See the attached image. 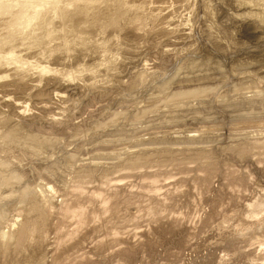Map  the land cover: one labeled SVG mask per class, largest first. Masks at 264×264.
I'll return each instance as SVG.
<instances>
[{
    "label": "rangeland",
    "instance_id": "obj_1",
    "mask_svg": "<svg viewBox=\"0 0 264 264\" xmlns=\"http://www.w3.org/2000/svg\"><path fill=\"white\" fill-rule=\"evenodd\" d=\"M167 6H169V8L164 12V15L167 17L166 26H168L169 29L173 28L175 32L168 36L162 35V38L160 36H146L143 37L144 40L142 38L139 39L134 37H124L123 39V35L119 33L118 29L109 28L108 30L101 27H93L84 31L83 29L79 30L81 25L78 22L72 23V25L69 23L64 31L60 27H57V24L49 26V28H52V31H60L62 34L63 32H66L67 39L71 44L72 49L82 47L78 38H75L77 36L85 37L89 42L95 40L99 41L97 43L100 45L102 44V46L95 49L97 52L90 51L81 57H72L71 54L69 55L64 52L66 49L64 45L58 46L57 43L56 45H53L55 42L50 45L52 50H56L58 46V53L61 52L64 55V58L62 59H59V54H56L52 58L45 60L47 62L46 65L50 66V68L52 67V69L54 68L60 76H67L69 73H74L79 66H84L86 70L78 77L79 79H77L76 82H71L65 79L55 80L54 76L45 77L43 83L50 84L52 95H60L56 98L58 106H56L55 109H52L53 111L48 110L45 113L38 112L35 108L36 105L33 103L36 102V99L31 98L28 100V98L24 97L25 95L22 93L11 94L10 97L16 101L18 100V102L22 100V102H24L27 99L29 110L31 111L27 112L28 118H25V120L19 119V121L17 120L18 118H13L16 114L10 107L0 106V117L3 116L4 118V120L2 118V121L0 118V144L3 146H0L2 148H0V152L2 153H0V158L1 155L3 156L0 159H3L0 161V164L3 162V165H0V169L1 167V170L4 169V171L0 170V199L1 197L3 198L1 199L2 201L0 200V235L6 234L8 237V239L6 238L7 247L12 248L15 245L18 233L13 234L9 231V228L16 223L15 216L17 211L26 213L27 210H30L28 207L30 208L29 205L31 202L39 205L40 200L38 199L40 198V194L43 191L46 192L43 188L44 185H46V187L47 185L49 186V184L50 186L53 185L54 190L58 187L56 191L59 193L56 192L55 195H52L49 192L46 193L51 198L54 196L59 203L61 200L60 194L64 192L63 190L66 188L68 190L73 189L70 187V183L73 180L87 183L86 186H94L101 183V181L106 178L116 180L115 178L118 174L113 171L115 169L113 167L111 168L110 163H116L118 161L122 162L123 157H132V153L140 152L142 149H145L142 152L153 150L150 151L154 152L151 153L150 156H152L157 153L156 151L158 150H161L164 153L169 148H180L181 146V148H203L205 146L209 149V153L205 157L206 161L204 159L203 162L208 161V163H206L208 165L207 176L212 178L210 180V185L212 187L211 192H209L210 195L207 192L204 193L202 191L201 184L204 183L200 182L202 181L201 178L196 180L195 186L192 185L194 182H183L181 188L184 193H182L180 186H178L179 188L177 191H175V188L174 191L177 192L179 196L175 197V194L174 196L171 194L167 195V198L170 195L172 197L170 196L171 198L169 197V199L165 200V208H163L164 204L156 205L150 202L148 204L147 201H143L145 199H142V197L129 195L123 190H119L117 194L110 196L105 192L103 199H106L108 202L106 211H104L105 213L102 210H99V206H97L95 207L93 215L97 221L96 223L99 224V227L95 230L90 229L92 227L91 223L93 218L92 216L86 217L84 222L86 225L90 226L88 230H91L92 233L80 238L79 244L76 241L79 238H75L73 244L68 243V233L64 232L60 234V232H57L58 230L64 231L65 228L63 226L65 224H60L56 222L55 219L51 218L50 220H45L44 223L46 224H44V226L42 225L40 227L37 225L34 232L35 234L29 238L33 239L29 240L32 243L34 239L38 240V237L42 238L46 236L44 238L48 239V241H45L46 243H44V251L38 252V254L31 253V246L28 243L26 244L23 242V245L16 250V253L13 252L1 256L0 264H72L75 262L74 259L78 261L79 258L77 257L82 254L86 256L82 263L85 262L88 264H215L214 261L216 262V259L218 260L217 257H221L222 254V256L226 258L223 264H229V262L230 264H245L246 262H250V259H253L252 256L245 257L240 255V249L237 246L230 248L228 246L229 241L224 242L223 246L215 247L213 243L217 242L218 237L212 236L214 239L209 242L210 246L207 245L204 240L210 235V232L208 231L211 230V228L216 229V225L219 222H221L222 226L226 227L227 225H235V229L242 234L250 231L249 226H246L242 222V218L247 215V213L240 217L242 209L238 203L239 193L252 195L258 205V207L254 209V213L257 214V217H262L264 214V212L259 214L260 211L264 210L262 209L264 208V199L260 196L264 190V179H262L264 176L259 172V174H257L255 172L257 169H252L249 165V159H240L237 155L239 154L245 157L248 154L255 152L256 148L264 144V129H251L252 125L254 126V124H260L264 121V0H188L187 2L180 4L170 3L167 4ZM142 15L146 16L147 13H143ZM128 18L129 20L126 19V21L134 19V15L129 14ZM38 30L37 33L39 35L37 34V37L39 38L38 40H40L43 37L44 30L41 27ZM81 31H83V34H81ZM118 38L120 40L122 39L120 45L117 44ZM131 39H133L132 43ZM129 41L130 43H128ZM35 47V49H40L41 47V49L45 48L49 50L48 45L40 44V41ZM106 61L107 63H105ZM100 63H102V66H100L102 69L100 67H97L96 69L95 67ZM198 82L202 87L196 89V85L194 86V91L192 85L198 84ZM178 86H180V88H178ZM42 87H44V85L40 86L38 89H41ZM94 88L97 90H94ZM179 89L181 93L186 92V94L180 95L179 92L175 94L177 97L174 96V91L178 92ZM89 91H91V96L89 95ZM175 97L178 98L177 102H174ZM57 107L61 109L58 110ZM30 113L35 114H33L34 116H30ZM49 116L50 119L52 116H56L57 118L60 117L59 120L62 126H59L60 128H57L58 130L50 127L51 124L49 123H51V121H48ZM8 118L10 119L7 120ZM38 120H41V122ZM44 120H46V123ZM249 120L253 122H249ZM32 121L35 125H33L34 123ZM97 121L99 123H97ZM17 122L18 126L16 125ZM28 123H30L31 126ZM45 124L48 126L46 127ZM234 124L237 126L235 127ZM9 125L11 126L9 127ZM41 126H43V128ZM2 127L4 129H2ZM61 127L63 129H61ZM207 127L208 129H206ZM8 128H10V131L8 130L6 132ZM14 128L16 130H14ZM20 128L22 129L20 130ZM193 128L195 130H193ZM191 129L193 131H198V134L195 133L198 135V142L189 141L186 138V136L189 135L188 132L192 131ZM151 131L158 132L159 134L157 136L148 137L147 134L152 133ZM68 132H70V134H65ZM137 132L139 134H137ZM237 132H241L242 134H236ZM201 135L204 136L205 140ZM160 136L163 138L161 139ZM158 137L160 138L158 139ZM44 138L46 140H44ZM143 138L147 140L144 142L142 140ZM113 140L115 142H126L123 147L127 149L126 151H128V154L121 155L120 157H117V159L110 158L95 160V158H98L96 156L97 153L112 155V152L116 149L113 147L115 144ZM74 142L76 144H74ZM97 146H100L101 148L98 150H92ZM142 146L144 147L142 148ZM240 146L242 148H240ZM16 147L17 149H15ZM130 147L132 148L130 149ZM30 148L33 149V153L30 151ZM10 149L11 151H9ZM12 149H14V152ZM76 149L77 151H75ZM3 150L6 152H3ZM71 150L75 151V154H73L75 156L69 155V153H74ZM29 151L30 153H25ZM21 152L24 154L22 155ZM9 153L10 155L8 156ZM84 153L86 154L84 155ZM106 154L105 156H107ZM151 158L148 160L149 162L146 161L147 163L144 162L137 168L135 165L131 166L130 168L135 167V169H133L134 171L132 170L131 172H128V176L130 173L133 174L140 167V169L143 168V171H148V169L151 170L153 168V170H156L157 166L162 168H165L166 166H177L182 162V158L179 156L177 158L178 160L175 159L174 161H165V159L161 158L157 159L156 156L152 158L154 160ZM85 159L87 161H85ZM195 159L199 161H195ZM195 159H193V161L196 162V165L197 163L199 164L202 162L201 159L196 157ZM12 161L14 162V165ZM15 161L19 162H16L15 164ZM90 161H102V163H105V167L91 168L88 169V172H79V175L77 176L78 178L75 177V179H73V167L76 166V163L84 164L85 162L89 163ZM107 161L109 162L107 163ZM128 161L129 159L126 162ZM6 162H9L8 164L10 167ZM121 162L120 164H122ZM124 166L125 165H121L120 168H118L122 170ZM6 167L10 170L7 171L8 169ZM11 167H13V170ZM13 171H15V174ZM178 171H173L174 173L171 171V173L174 175L177 174ZM234 171L236 172V175L234 174ZM9 172L12 173H10V177ZM16 173L19 176L16 175ZM226 173H228V175ZM178 175L180 174L178 173L176 176L178 177ZM153 178L154 177H151V179ZM155 178L158 180V185L161 186L165 182H168L162 179L171 180L173 179V176L164 175ZM143 179L144 178L141 177L137 178L131 176L130 179H124V182H128L127 189L139 191V189L142 188L141 182ZM151 179L147 178L148 182L149 180L151 181ZM248 180L253 181L250 187L247 186ZM71 185H73V183ZM191 189L194 190V193ZM174 191L171 193H175ZM181 196L183 198H181ZM208 197H210V199ZM191 202L196 204L192 203V205ZM176 204L177 207H175ZM88 205L89 203L85 204V206ZM88 209L90 211L89 215H91L93 211L90 207ZM149 213L154 215V227L157 222H163L166 219L178 216L185 218L187 221L186 223H189L188 219H192L190 224L192 223L195 226L198 225V232L195 237H193L190 235V231L185 230V235H183L184 233H180L181 231H167L164 229V226L160 227L162 226V224H160L158 227H151V234L148 236L149 238L142 237L143 241L142 243H139L140 246L136 244L132 245L121 239L125 237L124 235L127 233H133L137 230H142V228H149L150 225L148 226L146 222L147 218L150 216L148 215ZM175 213L177 216L174 215ZM181 214L184 217L181 216ZM1 216H3L4 219ZM153 218H150L152 223ZM17 220L22 224L24 222V216H21ZM194 221L196 222L194 223ZM53 223H56V226ZM93 231H95V233ZM114 232L118 234L120 241L117 240L115 243L109 244L108 239ZM189 240L199 243V246L193 250L185 251L184 248H186V245L190 242ZM26 241L28 242L27 239ZM58 242L61 244L59 247H62L61 249L65 248L66 252L60 258V256H56L58 253L57 250L56 257L54 258L50 253V250L47 251L46 249L55 247ZM213 248L215 249L213 250ZM179 252H181V258L180 260H177L175 255ZM60 253L61 252L58 254ZM226 253L228 254V257H226ZM91 260H93V262Z\"/></svg>",
    "mask_w": 264,
    "mask_h": 264
},
{
    "label": "bare ground",
    "instance_id": "obj_2",
    "mask_svg": "<svg viewBox=\"0 0 264 264\" xmlns=\"http://www.w3.org/2000/svg\"><path fill=\"white\" fill-rule=\"evenodd\" d=\"M188 0H30V2L35 6L32 10V16L31 19L28 21V23L26 24V26L23 28L22 31L15 33V34H9L7 32H5L3 30L2 27H0V106H5V107H10L14 113L16 114L15 117L13 118H18L17 120L21 119V120H25V118H28L27 116V112L31 111L29 110V105L26 101L22 102H18V100H14L10 97L11 94H16V93H22L24 94L26 98L31 99V98H35L36 102H33L36 108V110L38 112H47L48 110H52L55 109L56 106H58L57 101V97H59V94H55L54 96L52 95V90H51V86L48 83H43L45 81V77L46 76H54L55 80H69V81H75L77 79H79L78 77L85 72V67L84 66H79L78 69L74 72V73H69L67 76H60L58 74V72L52 67L50 68V66L46 65V59L48 58H52L53 56H55L56 54H59V59L64 58L63 53H58L57 50H59L58 46L60 45H64L65 46V53L67 54H71L72 57H81L82 55L87 54L90 51H96L95 49H97L99 46H102V44H98L97 42L99 41H91L89 42L87 40V38L82 37V36H77L75 38H78V40L80 41V44L82 45V47L79 48H74L72 49L71 44L69 43L68 39H67V34L66 32L63 34L60 31H52V28H49V26L57 24V27H60L63 31L65 30V27H67V25L70 23L72 25V23H76L78 22L81 27L80 29H83L84 31H86L88 28H93V27H101L103 29H118L119 33L123 35V39L124 37H134V38H139V39H143V37L146 36H153V37H158V36H162V35H170L172 33H174L175 31L172 29H169L168 26H166L167 24V17L164 15L165 11L169 8V6H167V4H180L183 2H187ZM175 9V8H174ZM257 11V10H256ZM143 13H147L146 16H143ZM248 13V12H247ZM133 14L134 15V19H130V21H126V19L129 20L128 15ZM168 16V15H167ZM171 20V19H170ZM172 21V20H171ZM169 22V21H168ZM173 25V24H172ZM43 28L44 33H43V37L38 40L39 38L37 37V31H39V28ZM191 27V25H190ZM78 28V27H77ZM184 28V26H183ZM175 29V28H174ZM181 29V28H180ZM70 30V29H69ZM107 30V31H108ZM187 30V29H186ZM191 31V30H190ZM83 34V31H81ZM42 33V32H40ZM39 35V34H38ZM98 35V34H97ZM70 36V35H68ZM88 36V35H87ZM101 36V35H99ZM114 37V36H113ZM162 38V37H161ZM64 39V40H62ZM100 40V39H99ZM122 40V39H121ZM121 40L118 38L117 39V44L120 45ZM126 40V39H125ZM124 40V41H125ZM131 39V43H132ZM40 41V44H45L46 46L48 45L49 50L47 49H35L36 44L38 45ZM77 41V40H76ZM116 41V40H115ZM53 45H56L57 43V49L52 50L50 47V45L52 43H54ZM105 42V41H104ZM108 42V41H107ZM113 42V41H112ZM116 43V42H115ZM124 43V42H123ZM130 43V41L128 42ZM127 44V43H126ZM106 47V46H105ZM104 48V47H103ZM108 49V48H106ZM101 50V49H100ZM47 51V52H46ZM56 53H54V52ZM97 52V51H96ZM100 52V51H99ZM167 52V51H166ZM200 53V52H199ZM46 54V55H45ZM66 54V55H67ZM106 55V54H105ZM96 56V55H95ZM100 56V55H99ZM84 57V56H83ZM79 59V58H77ZM83 59V58H82ZM103 59V58H102ZM101 59V60H102ZM141 59V58H140ZM64 60V59H63ZM213 60V59H212ZM66 61V60H65ZM71 61V60H70ZM77 61V60H76ZM104 61V60H102ZM131 61V60H130ZM82 62V61H81ZM111 62V61H110ZM107 63V61L105 62ZM207 63V62H206ZM74 64V62H73ZM50 65V64H49ZM104 65V64H103ZM106 65V64H105ZM112 65V64H111ZM102 66V63H100L98 66H96L95 68L97 69V67ZM108 66V65H107ZM106 66V67H107ZM60 67V66H59ZM74 67V66H73ZM64 68V66H63ZM62 68V69H63ZM87 68V67H86ZM101 68V67H100ZM108 68V67H107ZM196 68V67H195ZM66 69V68H65ZM69 69V68H68ZM93 69V68H92ZM102 69V68H101ZM157 69V68H156ZM189 69V68H188ZM90 70V69H89ZM111 70V69H110ZM149 70V69H148ZM168 70V69H167ZM65 71V70H64ZM71 71V70H69ZM97 71V70H96ZM99 71V70H98ZM105 71V70H104ZM108 71V70H107ZM113 71V70H112ZM116 71V70H115ZM194 71V70H193ZM63 72V71H62ZM67 72V71H66ZM91 72V71H90ZM94 72V71H93ZM106 72V71H105ZM144 73V72H143ZM147 73V72H146ZM161 73V72H160ZM145 74V73H144ZM85 75V74H84ZM88 75V74H87ZM141 75V74H140ZM203 75V74H202ZM97 76V75H96ZM198 76V75H196ZM191 77V76H190ZM217 78V77H216ZM234 78V77H233ZM205 79V78H204ZM140 80V79H139ZM149 80V79H148ZM202 80V79H201ZM143 81V80H142ZM98 82V81H97ZM190 83V82H189ZM197 83V82H196ZM93 84V83H92ZM138 84V83H137ZM203 84V83H202ZM250 84V83H249ZM256 84V83H255ZM44 85V87H42L41 89H38L40 86ZM79 85V84H78ZM81 85V84H80ZM185 85V84H184ZM196 89L198 87H202L201 84H193L192 88L194 86H196ZM254 85V84H253ZM73 86V85H72ZM88 86V85H87ZM97 86V85H96ZM95 86V87H96ZM106 86V85H105ZM143 86V85H142ZM163 86V85H162ZM244 86V85H243ZM55 87V86H54ZM101 87V86H100ZM183 87V86H182ZM189 87V86H188ZM85 88V87H84ZM97 88V87H96ZM99 88V87H98ZM178 88H180V86H178ZM55 89V88H54ZM69 89V88H68ZM93 90V89H92ZM94 90H97L94 88ZM57 91V90H56ZM55 91V92H56ZM62 91V90H61ZM178 91V90H177ZM193 91V90H192ZM194 91H195V87H194ZM198 91V90H197ZM241 91V90H240ZM82 92V91H81ZM89 95L91 94V91H89ZM100 92V91H99ZM103 92V91H102ZM180 95L182 94H186V92L181 93L180 89L178 92L174 91V96L177 97V95H175L176 93H179ZM86 94V91H85ZM195 94V93H192ZM211 94V93H210ZM158 95V94H157ZM161 95V94H160ZM84 96V95H83ZM88 96V95H86ZM91 96V95H90ZM162 96V95H161ZM160 96V97H161ZM165 96V95H164ZM168 96V95H167ZM166 96V97H167ZM82 97V96H81ZM174 98V102H177L178 98ZM240 97V96H239ZM88 98V97H87ZM171 98V97H170ZM264 98V97H263ZM23 99V98H22ZM25 99V98H24ZM64 99V97H63ZM256 99V98H255ZM260 99V98H259ZM60 100V99H59ZM159 100V99H158ZM169 100V99H168ZM31 101V100H30ZM65 101V100H64ZM144 101V100H143ZM155 102V101H154ZM170 102V101H169ZM172 102V101H171ZM213 102V101H212ZM30 103V102H29ZM60 103V102H59ZM62 103V102H61ZM85 103V102H84ZM156 103V102H155ZM150 104V103H149ZM160 104V103H159ZM168 104V103H167ZM219 104V103H218ZM141 105V104H140ZM165 105V103H164ZM174 105V104H173ZM220 105V104H219ZM223 105V103H222ZM63 106V105H62ZM133 106V105H131ZM138 106V105H137ZM136 106V107H137ZM142 106V105H141ZM159 106V105H158ZM161 106V104H160ZM166 106V105H165ZM124 107V106H123ZM126 107V106H125ZM58 110L59 107H57ZM181 108V107H180ZM144 109V108H143ZM142 109V110H143ZM189 109V108H188ZM146 110V109H145ZM144 110V111H145ZM170 110V109H169ZM53 111V110H52ZM125 111V110H124ZM138 111V110H137ZM225 111V110H224ZM51 112V111H50ZM243 112V111H242ZM12 113V112H11ZM36 113V112H35ZM35 113H30L29 115H33ZM87 113V112H86ZM145 113V112H143ZM48 114V113H47ZM118 114V113H117ZM116 114V115H117ZM188 114V113H187ZM244 114V113H243ZM262 114V113H261ZM55 115V114H54ZM61 115V114H60ZM115 115V114H114ZM131 115V114H130ZM169 115V114H168ZM6 116V115H5ZM13 116V115H12ZM27 116V117H26ZM34 116V115H33ZM37 116V114H36ZM57 116V115H56ZM56 116H52L50 119L49 116V120L51 121L50 127H52V129H57L60 128L59 126H62L60 124V120L59 118H57ZM92 116V115H91ZM118 116V115H117ZM175 116V115H174ZM40 117V116H39ZM38 117V118H39ZM45 117V116H44ZM243 117V116H242ZM1 121H2V117ZM37 118V117H36ZM43 118V117H41ZM47 118V117H45ZM102 118V117H101ZM118 118V117H117ZM249 118V117H248ZM6 119V118H5ZM10 118H8L7 120H9ZM44 119V118H43ZM108 119V118H107ZM246 119V118H244ZM4 120V118H3ZM6 120V121H7ZM14 120V119H13ZM253 120V119H252ZM20 121V120H19ZM18 121V122H19ZM39 121V120H38ZM37 121V122H38ZM46 120H44L45 122ZM64 121V120H63ZM100 121V120H99ZM114 121V120H113ZM112 121V122H113ZM165 121V120H164ZM204 121V120H203ZM227 121V120H226ZM10 122V121H9ZM8 122V123H9ZM16 122V119H15ZM18 122H17V126H18ZM23 122V121H22ZM21 122V123H22ZM26 122V121H25ZM33 122V121H32ZM36 122V123H37ZM41 122V120L39 121ZM38 122V123H39ZM43 122V121H42ZM43 122V123H44ZM70 122V121H69ZM102 122V121H101ZM110 122V121H109ZM207 122V121H205ZM249 122H253L250 121ZM260 122V121H259ZM3 123V122H2ZM6 123V124H8ZM34 123V122H33ZM46 123V122H45ZM66 123V122H65ZM64 123V125L66 126V124ZM97 123H99L97 121ZM201 123V122H200ZM208 123V122H207ZM225 123V122H224ZM14 124V121H13ZM30 125V123H28ZM42 124V123H41ZM48 124V123H47ZM48 124V125H49ZM63 124V123H62ZM78 124V123H77ZM76 124V125H77ZM106 124V123H105ZM108 124V123H107ZM206 124V123H205ZM228 124V123H227ZM238 124V123H237ZM1 125V123H0ZM12 125V124H11ZM9 125V127L11 126ZM20 125V124H19ZM25 125V124H24ZM27 125V124H26ZM35 125V123L33 124ZM32 125V126H33ZM46 125V124H45ZM44 125V126H45ZM46 125V127L48 126ZM104 125V124H103ZM179 125V124H178ZM235 125V124H234ZM250 125V124H249ZM252 125V124H251ZM5 126V125H4ZM13 126V125H12ZM31 126V125H30ZM40 126V125H39ZM69 126V125H68ZM67 126V127H68ZM97 126V125H96ZM99 126V125H98ZM237 125H235L236 127ZM239 126V125H238ZM241 126V125H240ZM1 127V126H0ZM8 127V126H7ZM14 127V126H13ZM11 127V128H13ZM43 128V126H41ZM71 127V126H70ZM93 127V126H92ZM105 127V126H104ZM108 127V126H107ZM159 127V126H158ZM167 127V126H166ZM211 127V126H209ZM220 127V126H218ZM246 127V126H245ZM250 127V126H249ZM31 128V127H30ZM45 128V127H44ZM77 128V127H75ZM73 128V129H75ZM98 128V127H97ZM174 128V126H173ZM172 128V129H173ZM176 128V127H175ZM197 128V127H196ZM201 128V127H198ZM203 128V127H202ZM212 128V127H211ZM233 128V126H232ZM238 128V127H237ZM244 128V126H243ZM255 128V129H264V121L263 123L260 124H254V126H251V129ZM2 129H4L2 127ZM22 128H20L21 130ZM25 129V128H24ZM51 129V130H52ZM61 129H63L61 127ZM95 129V128H94ZM101 129V128H100ZM139 129V128H138ZM162 129V128H161ZM167 129V128H165ZM171 129V128H170ZM208 129V127L206 128ZM10 131V128H8L6 130ZM12 130V129H11ZM14 130H16L14 128ZM18 130V127H17ZM36 130V129H35ZM58 130V129H57ZM72 130V129H71ZM97 130V129H96ZM192 130V129H191ZM193 130H195L193 128ZM190 131L188 132L189 135L186 136V138L189 141H196L198 142L199 138L197 137L198 135H196L195 133L198 134V131ZM200 130V129H199ZM221 130V129H220ZM223 130V129H222ZM230 130V129H229ZM238 130V129H237ZM245 130V129H244ZM248 130V129H247ZM257 130V131H259ZM95 131V130H94ZM154 131V130H153ZM166 131V130H165ZM174 131V130H173ZM172 131V132H173ZM184 131V130H182ZM186 131V129H185ZM184 131V132H185ZM234 131V130H233ZM243 131V130H242ZM249 131V130H248ZM254 131V130H253ZM256 131V130H255ZM5 132V133H6ZM63 132V131H62ZM97 132V131H95ZM131 132V131H130ZM152 132V131H151ZM194 132V133H193ZM13 133V132H12ZM17 133V132H16ZM164 133V131H163ZM174 133V132H173ZM216 133V132H215ZM233 133V132H232ZM241 133V132H239ZM238 132L236 134H239ZM245 133V132H244ZM243 133V134H244ZM52 134V133H51ZM65 134H70V132L65 133ZM109 134V133H108ZM137 134H139L137 132ZM159 133L158 132H152L147 134L148 137L149 136H157ZM175 134V133H174ZM177 134V132H176ZM187 134V133H186ZM202 134V132H201ZM206 134V133H205ZM242 134V133H241ZM240 134V135H241ZM251 134V133H250ZM106 135V134H104ZM110 135V134H109ZM112 135V133H111ZM146 135V134H145ZM207 135V134H206ZM213 135V134H212ZM248 135V134H247ZM3 136V134H2ZM6 136V134H5ZM18 136V135H16ZM85 136V135H84ZM90 136V135H89ZM96 136V135H95ZM98 136V135H97ZM173 136V135H172ZM202 136V135H201ZM245 136V135H244ZM249 136V135H248ZM264 136V135H263ZM4 137V136H3ZM24 137V136H23ZM31 137V136H30ZM38 137V136H37ZM93 137V136H92ZM161 137V136H160ZM158 137V139L160 138ZM200 137V135H199ZM207 137V136H206ZM250 137V136H249ZM252 137V136H251ZM5 138V137H4ZM2 138V139H4ZM98 138V137H97ZM163 137H161L162 139ZM176 138V137H175ZM202 138L204 139V136H202ZM201 138V139H202ZM209 138V137H207ZM206 138V139H207ZM256 138V136H255ZM255 138H254V142H255ZM28 139V138H26ZM40 139V138H39ZM43 139V138H42ZM53 139V138H52ZM99 139V138H98ZM155 139V138H154ZM5 140V139H4ZM33 140V139H32ZM44 140H46L44 138ZM43 140V141H44ZM48 140V139H47ZM144 142L145 138L142 139ZM179 140V139H178ZM182 140V139H181ZM186 140V139H185ZM205 140V139H204ZM257 140V139H256ZM1 141V140H0ZM55 141V140H54ZM114 141V140H113ZM159 141V140H158ZM172 141V140H171ZM188 141V142H189ZM241 141V140H240ZM259 141V140H258ZM261 141V140H260ZM41 142V140H40ZM47 142V141H46ZM82 142V141H81ZM115 142V141H114ZM135 142V141H134ZM147 142V141H146ZM157 142V141H156ZM155 142V143H156ZM163 142V141H161ZM168 142V141H167ZM179 142V141H178ZM186 142V141H185ZM187 142V143H188ZM203 142V141H202ZM233 142V141H232ZM250 142V141H249ZM264 142V140H263ZM260 142V143H263ZM1 143V142H0ZM5 143V142H3ZM38 143V142H37ZM43 143V142H42ZM55 143V142H54ZM126 143V142H124ZM122 141H117L115 142V144L113 145L114 151L112 152V155L110 154H106L107 156H105V154H100L97 153L96 156L98 157L97 159L95 158V160H102V159H110V158H116L120 157L121 155H125L128 154V151H126L127 149L124 148L123 146L125 145ZM137 143V142H136ZM148 143V142H147ZM169 143V142H168ZM173 143V142H172ZM181 143V142H179ZM184 143V142H183ZM186 143V144H187ZM240 143V142H239ZM10 144V143H9ZM16 144V143H15ZM46 144V143H45ZM44 144V145H45ZM52 144V143H51ZM56 144V143H55ZM74 144H76L74 142ZM175 144V143H174ZM197 144V143H196ZM242 144V143H241ZM246 144V143H245ZM259 144V142H258ZM12 145V144H11ZM24 145V144H23ZM42 145V144H41ZM67 145V144H66ZM101 145V144H98ZM142 145V143H141ZM146 145V144H145ZM152 145V144H151ZM158 145V144H157ZM182 145V144H181ZM190 145V144H189ZM204 145V143H203ZM256 145V144H254ZM1 147H3L0 144ZM32 146V145H31ZM37 146V145H36ZM47 146V145H46ZM58 146V145H57ZM56 146V147H57ZM79 146V144H78ZM149 146V145H148ZM147 146V147H148ZM164 146V143H163ZM171 146V145H170ZM174 146V145H173ZM178 146V145H176ZM193 146V145H191ZM190 146V147H191ZM196 146V145H194ZM212 146V145H211ZM247 146V145H246ZM0 147V148H1ZM9 147V146H8ZM18 147V146H17ZM17 147L15 149H17ZM25 147V146H24ZM48 147V146H47ZM54 147V146H53ZM144 146H142L143 148ZM146 147V146H145ZM153 147V146H152ZM162 147V146H161ZM182 147V146H181ZM169 148L167 151H165L163 153V151L158 150L156 151L157 153H155L154 155L150 156L151 153L154 152H150L153 150H149V151H144L145 149H142L140 152H134L131 155H133L132 157H123L122 162L118 161L116 163H110L111 168L113 167L115 170H113L114 172H116V174H118V176L116 175V180H112V179H108L106 178L105 180L101 181V183L96 184L94 186L90 185V186H86L87 183H84L82 181H75L73 180L71 182L70 179V187H72L73 189H64L63 193L60 194V198L61 200L59 201V203L56 201L55 197L53 196L52 198L49 197L47 195L46 192H49L52 195L56 194V188L54 190V186H49L44 185L43 188L46 192H42L40 194V198L38 200H40V204L38 205L37 203L31 202L30 203V208L28 207L26 213L23 212H18L16 214V223L14 226H11L9 228V231H11L13 234H17V240L15 242V245L12 248L7 247V242H6V238L8 239V237L6 236V234H1L0 235V257L1 256H5L11 253H16V250L23 245L24 243H28L31 247V253H37L38 252H42L44 251V243H46L45 241H48V239H45L44 237H38V240H35L31 243L29 240H33V239H29L31 238V236H33L35 233V229L38 226H44L45 220H50L51 218L55 219L56 222L60 223V224H65L63 227L65 228L64 231L62 230H58L57 232H60V234L62 233H68L69 238H68V243L73 244V241L75 240V238H79L78 240H76L79 244L80 242V238L87 236L88 234L92 233L91 230H88V228L90 226L86 225V223L84 222V219H86V217L88 216H92L93 221H92V227L90 229L95 230L97 229V227H99V224L96 223L97 221L95 220V218L93 217L94 215V210L95 207L99 206L98 209L102 210L103 212L106 211L107 208V204L108 202L106 201V199L104 198V193L106 192L108 194V196L110 195H115L118 193L119 190H123L126 191L129 195H134L136 197H142V199H145L143 201H147L148 204L153 203L156 205H160V204H164L166 199H169V197L171 195L175 197L179 196V194L175 191H177V189L179 188L178 186H180L181 188V184L184 182H194V184L192 185H196V180H198V178H201L202 181H200L202 185V191L205 193L207 192L209 195L211 192V185H210V180L212 179L211 177L209 178L207 176V171H208V165L206 163L207 162H203L205 157L207 156V154L209 153V149H207L205 146L203 148ZM14 148V147H13ZM22 148V147H21ZM100 146L95 147V149L93 148L92 150H98L100 149ZM132 147H130L131 149ZM149 148V147H148ZM155 148V147H154ZM228 148V147H227ZM240 148H242L240 146ZM2 149V148H1ZM0 149V150H1ZM5 149V148H4ZM23 149V148H22ZM29 149V148H27ZM31 149V148H30ZM43 149V148H42ZM82 149V148H81ZM135 149V148H134ZM157 149V148H156ZM215 149V148H214ZM249 149V148H248ZM14 149H12L13 151ZM33 149H31L30 151L32 152ZM66 150V149H65ZM251 150V149H249ZM5 150H3L4 152ZM11 151V149L9 150ZM24 151V150H23ZM29 152H25L30 153ZM36 151V150H35ZM39 151V150H38ZM42 151V150H41ZM72 151V150H71ZM77 151V149L75 150ZM75 151L73 150L72 152L74 153H69V155L71 156H75L73 154H75ZM83 151V149H82ZM6 152V151H5ZM14 152V151H13ZM34 152V151H33ZM32 152V153H33ZM40 152V151H39ZM58 152V151H57ZM88 152V151H87ZM130 152V151H129ZM227 152V151H226ZM225 152V153H226ZM237 152V151H236ZM239 152V151H238ZM1 153V152H0ZM8 153V152H7ZM12 153V152H10ZM10 153L8 154V156L10 155ZM17 153V151H16ZM22 153V152H21ZM55 153V152H54ZM64 153V152H63ZM68 153V152H67ZM80 153V152H79ZM131 153V152H130ZM2 154V153H1ZM13 154V153H12ZM24 153H22L23 155ZM25 154V155H26ZM40 154V153H39ZM56 154V153H55ZM86 153H84L85 155ZM90 154V153H89ZM228 154V153H227ZM235 154V153H234ZM4 155V154H3ZM21 155V154H20ZM34 155V154H33ZM36 155V154H35ZM54 155V154H53ZM92 155V154H90ZM89 155V156H90ZM104 155V156H103ZM238 157L240 159H249V165L252 167V169H257V171H255L257 174H262V176H264V144L260 145L258 148H256V151L253 152L252 154H248L247 156L243 157V155H239L237 154ZM156 156L157 159H165V161L170 160V161H174L175 159L178 158V156L180 158H182V162L180 163V165L177 166H170V167H158L156 168V170L153 169H148L143 171L142 169H137L139 171H135L133 174L130 173V175L132 177H141L144 178L142 180V188L139 189V191H132L131 189H127L128 188V182H124V179L126 180V178L130 179V175L128 176V172H131L133 169H135V167H139L141 166L144 162H149L148 160H150V158ZM3 156L1 155V158ZM13 157V156H10ZM106 157V158H104ZM201 159V163H197L195 161H199L195 159ZM237 157V156H236ZM0 158V159H1ZM93 158V157H92ZM131 158V159H130ZM151 158V159H152ZM208 158V157H207ZM5 159H6V155H5ZM4 159V160H5ZM121 159V158H120ZM129 159L128 162H126ZM156 159V160H157ZM193 159H195V161H193ZM3 160V159H2ZM0 160V161H2ZM9 160V159H8ZM6 160V161H8ZM12 160V159H11ZM15 160V157H14ZM18 160V158H17ZM20 160V159H19ZM154 160V159H152ZM178 160V159H177ZM230 160V159H229ZM10 161V160H9ZM21 161V160H20ZM85 161H87L85 159ZM206 161V159H205ZM236 161V160H235ZM243 161V160H242ZM5 162V161H4ZM16 162L19 161H15ZM32 162V161H31ZM109 161H107L108 163ZM120 162L122 164H120ZM146 162V163H147ZM155 162V161H154ZM237 162V161H236ZM9 163V162H8ZM6 162V164H8ZM13 165L14 162L12 161ZM11 163V164H12ZM43 163V162H42ZM48 163V162H47ZM76 163V162H75ZM84 163V162H82ZM227 163V162H226ZM247 163V161H246ZM3 165V162L2 164ZM9 165V164H8ZM6 165V166H8ZM109 165V164H108ZM121 165H125L124 168L122 170H120V166ZM133 168H130L131 166H134ZM138 165V166H136ZM157 165V164H156ZM210 165V164H209ZM5 166V163H4ZM3 166V167H4ZM18 166V165H17ZM20 166V165H19ZM42 166V165H41ZM50 166V165H49ZM105 167V163H102V161H98V162H93L90 161L89 163L85 162L84 164H77L76 166L73 167V179H75V177H77L79 174V172H88V169L91 168H99V167ZM220 166V165H219ZM10 167V165H9ZM22 167V166H20ZM119 167V168H118ZM212 167V166H211ZM210 167V168H211ZM214 167V166H213ZM246 167V166H245ZM7 168V167H6ZM5 168V169H6ZM13 167H11L12 169ZM42 168V167H41ZM45 168V166H44ZM110 168V169H111ZM2 169V167H1ZM0 169V170H1ZM8 169V168H7ZM19 169V167H18ZM71 169V168H70ZM145 169V168H144ZM215 169V168H214ZM223 169V168H222ZM10 169H8L7 171H9ZM13 170V169H12ZM95 170V169H94ZM179 170V171H178ZM1 171H4L1 170ZM6 171V172H7ZM23 171V170H22ZM45 171V170H44ZM109 171V170H108ZM134 171V170H133ZM171 171L176 172L178 171V173L180 175H178V177L176 176L177 174L171 173ZM225 171V170H224ZM15 174V171H13ZM220 172V171H219ZM252 172V171H251ZM259 172V173H258ZM1 173V172H0ZM11 172H9V177ZM93 173V172H92ZM232 173V172H230ZM236 172L234 171V174ZM6 174V173H5ZM12 174V173H11ZM184 174V175H183ZM228 175V173H226ZM16 175H18L16 173ZM15 175V176H16ZM83 175V174H82ZM87 175V174H86ZM168 176V175H172L173 179H162L164 181H168L165 182L164 184H162L161 186L158 185V180L155 177L158 176ZM218 175V174H217ZM236 175V174H235ZM3 176V175H2ZM19 176V175H18ZM16 176V177H18ZM68 176V175H67ZM81 176V175H80ZM106 176V173H105ZM223 176V175H222ZM221 176V177H222ZM241 176V175H240ZM5 177V176H4ZM3 177V178H4ZM13 177V176H12ZM151 177H154L153 179H151ZM171 177V176H170ZM169 177V178H170ZM235 177V176H234ZM48 178V177H47ZM78 178V177H77ZM104 178V177H103ZM147 178L151 179V181L147 180ZM219 178V177H218ZM7 179V178H6ZM217 179V178H216ZM215 179V180H216ZM264 179V178H262ZM13 180V179H12ZM11 180V181H12ZM18 180V179H17ZM47 180V179H46ZM52 180V179H51ZM98 180V179H97ZM8 181V180H7ZM89 181V180H88ZM163 181V182H164ZM219 181V180H217ZM253 181H247V186L250 187L252 185ZM263 182V181H262ZM45 183V182H44ZM48 183V182H47ZM53 183V182H52ZM73 183V185H71ZM162 183V182H161ZM159 183V184H161ZM11 184V183H10ZM39 184V183H38ZM218 184V183H217ZM263 184V183H262ZM184 185V184H183ZM191 185V186H192ZM11 186V185H10ZM223 186V185H222ZM56 187V185H55ZM42 188V187H41ZM64 188V187H63ZM176 188V190H175ZM192 188V187H190ZM189 188V189H190ZM194 188V187H193ZM224 188V187H223ZM254 188V187H253ZM28 189V187H27ZM188 189V188H187ZM263 189V188H262ZM21 190V189H20ZM30 190V189H29ZM59 190V189H58ZM175 190V191H174ZM180 190V189H179ZM178 190V191H179ZM182 193L183 189L181 188ZM185 190V189H184ZM192 190V189H191ZM190 190V191H191ZM213 190V189H212ZM5 191V190H4ZM7 191V190H6ZM78 191V192H76ZM175 192V193H171V192ZM188 191V190H186ZM194 190H192L193 192ZM218 191V190H217ZM16 192V191H15ZM40 192V191H39ZM181 192V191H180ZM262 195H260L263 199H264V190L262 191ZM3 193V192H2ZM59 193V192H57ZM177 193V194H176ZM181 193V194H182ZM194 193V192H193ZM192 193V194H193ZM259 193V192H258ZM171 194L168 198L167 195ZM190 194V193H189ZM231 194V193H230ZM39 195V194H38ZM184 195V194H183ZM187 195V194H186ZM198 195V193H197ZM202 195V194H201ZM4 196V195H2ZM233 196V195H232ZM15 197V196H14ZM106 197V196H105ZM172 197V196H171ZM170 197V198H171ZM197 197V196H195ZM212 197V196H211ZM238 203L239 206L241 207L242 211H241V216L242 217L244 214L247 213V215H245L242 218V222L243 224H245L246 226H249L250 231L247 233H240L238 230L235 229V225H227L226 226H222L221 222H219L216 225V229H212L209 230L208 232H210V235H208L206 237V240H204V242L207 243V245L210 246V241L212 239H214L212 236H216L217 238V242L213 243V245H215V247H219V246H223L224 242H228V246L230 248L237 246L240 249V255L245 256V257H253V259H250V262H246L245 264H264V214L262 215V217H257V214L254 213V209L258 207L257 202L254 200V198L252 197V195H248L245 193H239L238 194ZM102 198V200H101ZM181 198H183L181 196ZM185 198V196H184ZM188 198V197H187ZM199 198V196H198ZM207 198V197H204ZM210 199V197H208ZM235 198V197H234ZM1 199H3L1 197ZM0 199V200H1ZM14 199V198H13ZM175 199V198H173ZM172 199V200H173ZM193 199V198H192ZM212 199V198H211ZM9 200V199H8ZM15 200V199H14ZM20 200V198H19ZM178 200V198H177ZM176 200V201H177ZM2 201V200H1ZM169 201V200H168ZM193 201V200H192ZM207 201V200H206ZM237 201V200H236ZM173 202V201H172ZM180 202V201H178ZM199 202V201H197ZM204 202V201H203ZM210 202V201H209ZM6 203V202H5ZM19 203V202H18ZM82 203V204H81ZM86 203H89L88 206H85ZM167 203V202H166ZM171 203V202H170ZM194 202H191V204ZM261 203V202H260ZM91 204V205H90ZM174 204V203H173ZM179 204V203H178ZM196 204V203H194ZM2 205V204H1ZM142 205V204H140ZM166 204L163 205V208H165ZM168 205V204H167ZM193 205V204H192ZM8 206V205H6ZM139 206V205H137ZM146 206V205H145ZM165 206V207H164ZM171 206V205H170ZM197 206V205H196ZM2 207V206H1ZM24 207V206H23ZM91 208V210L93 211V213L91 215H89V209ZM128 207V206H127ZM136 207V206H135ZM160 207V206H158ZM177 207V204L176 206ZM193 207V206H192ZM263 207V206H262ZM140 208V207H138ZM190 208V207H189ZM142 209V208H141ZM167 209V208H166ZM192 209V208H191ZM196 209V208H195ZM264 209V208H262ZM1 210V209H0ZM5 210V208H4ZM47 210V211H46ZM138 210V209H136ZM43 211V212H42ZM46 211V212H44ZM202 211V210H201ZM101 212V211H100ZM195 212V211H194ZM197 212V211H196ZM227 212V211H226ZM264 212L260 211V213ZM105 213V212H104ZM199 213V212H198ZM2 214V213H1ZM197 214V213H196ZM103 215V214H102ZM150 215L149 218H147L146 222L147 225L150 227L149 228H142V230H137L136 232L133 233H127L126 235H124L125 237L121 238L123 240H125L126 242L132 244V245H139V243H142V237H146L149 238L148 236L151 234V227H154V218H153V214H148ZM173 215V214H172ZM176 215V213L174 214ZM21 216H24V222L21 224L19 223L20 221L17 220L18 218H20ZM147 216V215H146ZM171 216V215H170ZM177 216V215H176ZM181 216H183L181 214ZM199 216V215H198ZM237 216V215H236ZM261 216V215H260ZM3 218V216H1ZM184 217V216H183ZM195 217V216H194ZM200 217V216H199ZM202 217V216H201ZM231 217V216H230ZM8 218V217H7ZM150 218H153L151 222ZM197 218V216H196ZM209 218V217H208ZM4 219V218H3ZM166 219V218H165ZM205 219V218H204ZM239 219V218H238ZM145 220V219H143ZM163 220V219H162ZM192 220V219H191ZM186 223V219L182 218V217H172L171 219H166L163 222H157L155 227H158V225L160 226V224H162L164 229L167 231H173V232H179L180 233H184V231H190V235H192L193 237H195V235L197 234V226L193 225L192 223L190 224ZM195 220V218H194ZM207 220V219H206ZM230 220V219H229ZM144 222V221H143ZM193 222V221H192ZM196 221H194L195 223ZM200 222V221H197ZM152 223V224H151ZM203 223V222H202ZM56 226V223H53ZM124 224V223H123ZM146 224V223H145ZM164 224V225H163ZM200 224V223H199ZM129 225V224H128ZM210 225V224H209ZM226 225V224H225ZM88 226V227H86ZM125 226V225H124ZM144 227V225H143ZM154 227V228H155ZM6 228V227H5ZM215 228V227H213ZM135 229V228H134ZM161 229V228H160ZM241 229V228H240ZM88 230V231H87ZM91 231V232H90ZM114 231V230H113ZM246 231V230H243ZM95 233V231H93ZM207 232V233H208ZM187 233V232H186ZM42 234V233H41ZM57 234V233H56ZM185 235V233L183 234ZM207 235V234H206ZM138 236V237H137ZM180 236V235H179ZM210 236V237H209ZM136 237V238H135ZM171 237V236H170ZM192 237V239H193ZM44 238V239H43ZM66 238V237H65ZM190 238V237H189ZM188 238V239H189ZM26 239L28 240V242L26 241ZM43 239V240H42ZM71 240V241H70ZM120 241V238H118V234L116 232L112 233L111 237L108 239L109 244H113L115 243V241ZM134 240V241H133ZM221 242H220V241ZM70 241V242H69ZM85 241V240H83ZM82 241V242H83ZM183 241V240H182ZM190 241V240H189ZM216 241V239H215ZM95 242V241H94ZM55 243V242H53ZM97 243V242H96ZM56 244V243H55ZM12 245V244H11ZM59 245H61L59 242L57 243V245H55V247L51 248V249H46L47 251L50 250V253L52 254V256H54V258L57 256H61L64 255V253L66 252V249H61L59 247ZM10 246V244H9ZM28 246V245H27ZM146 246V245H145ZM197 246H199V243H195L193 241L188 242V244L186 245V248H184L185 251L188 250H193L195 248H197ZM206 246V245H205ZM212 246V244H211ZM90 247V246H89ZM88 247V248H89ZM207 247V246H206ZM146 248V247H145ZM61 249V250H60ZM183 249V248H182ZM212 249V248H211ZM215 248H213L214 250ZM220 249V248H219ZM58 250V253L61 252L60 254L56 252ZM60 250V251H59ZM169 250V249H168ZM183 250V251H184ZM199 250V249H198ZM223 250V249H222ZM196 251V250H195ZM217 251V250H216ZM45 253V252H44ZM47 253V252H46ZM146 253V252H145ZM194 253V252H193ZM236 253V252H235ZM147 254V253H146ZM221 254V253H220ZM227 254V253H226ZM234 254V253H233ZM42 255V254H40ZM56 255V256H55ZM152 255V254H151ZM223 255V254H222ZM221 255V257H217L218 260L216 259V262L214 261L215 264H223L224 261L226 260V258H224ZM36 256V255H35ZM176 259L180 260L181 258V252L177 253L176 255ZM217 256V254H216ZM40 257V256H37ZM76 257V256H75ZM159 257V256H158ZM226 257H228V254L226 255ZM232 257V256H231ZM235 257V256H233ZM77 258L78 261L76 259H74V263L72 264H88V263H82L84 261V259L86 258V256L84 254L78 256ZM236 258V257H235ZM39 259V258H37ZM104 259V258H103ZM234 259V258H233ZM94 260V259H93ZM93 260H91L93 262ZM190 260V259H189ZM68 261V260H67ZM106 261V260H105ZM136 261V260H135ZM70 262V261H69ZM68 262V263H69ZM97 262V261H96ZM95 263V262H94ZM92 264V263H91ZM153 264V263H152ZM230 264V262H229Z\"/></svg>",
    "mask_w": 264,
    "mask_h": 264
},
{
    "label": "clouds",
    "instance_id": "obj_3",
    "mask_svg": "<svg viewBox=\"0 0 264 264\" xmlns=\"http://www.w3.org/2000/svg\"><path fill=\"white\" fill-rule=\"evenodd\" d=\"M34 7L30 0H0V27L9 34L22 31Z\"/></svg>",
    "mask_w": 264,
    "mask_h": 264
}]
</instances>
